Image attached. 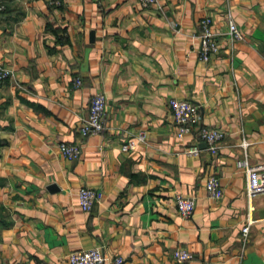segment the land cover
I'll return each instance as SVG.
<instances>
[{"label":"crops","instance_id":"crops-1","mask_svg":"<svg viewBox=\"0 0 264 264\" xmlns=\"http://www.w3.org/2000/svg\"><path fill=\"white\" fill-rule=\"evenodd\" d=\"M225 12L242 35L232 44ZM205 17L222 46L208 61L193 38ZM0 68V264H68L93 247L122 264H264V193L248 200L236 166L264 161V0H0ZM96 92L106 127L82 138ZM172 97L199 113L181 139ZM198 127L222 131L216 153H185ZM60 142L80 143L78 159ZM82 186L98 194L88 211ZM177 194L193 198L190 217ZM175 248L193 258L176 262Z\"/></svg>","mask_w":264,"mask_h":264},{"label":"built area","instance_id":"built-area-1","mask_svg":"<svg viewBox=\"0 0 264 264\" xmlns=\"http://www.w3.org/2000/svg\"><path fill=\"white\" fill-rule=\"evenodd\" d=\"M156 0H139L143 7ZM54 3H58L57 1ZM224 20L227 30L226 37L230 44L241 40L242 35L236 23L229 12H225ZM198 41L199 58L208 61L213 55L221 50L220 34L213 28L212 21L205 17L199 22V30L193 35ZM8 72L0 68V80L6 79ZM81 81L75 78L74 85L79 86ZM168 106L171 111L173 122L176 126V136L181 139L185 135L192 133L194 126L199 122V113L197 106L186 99L170 98ZM106 127V98L102 92H96L89 101L88 112L79 125V134L82 138L89 134H98L104 131ZM196 141L189 147L185 153L188 155H197L199 152L198 143L205 144L206 149L214 154L217 152L223 138V133L219 128L198 127L195 131ZM135 147L131 140L126 141L120 146L122 151H129ZM58 150L63 157L69 160L78 159L81 153L80 143L60 142ZM236 166L241 168L245 175L246 196L251 199L253 196L264 193V161L257 164H250L246 159L236 161ZM204 190L210 199H220L223 195L222 186L217 177L211 176L204 183ZM78 205L88 211L98 198L97 192L87 186H82L77 191ZM174 204L178 214L188 218L194 211V200L192 197H186L177 194L174 198ZM251 221L248 219L246 225L242 228V235L245 236L249 229ZM172 258L178 262H186L193 258V254L184 248H175L172 252ZM68 264H122L120 257L106 259L101 247H93L87 250H74L68 254Z\"/></svg>","mask_w":264,"mask_h":264},{"label":"water","instance_id":"water-1","mask_svg":"<svg viewBox=\"0 0 264 264\" xmlns=\"http://www.w3.org/2000/svg\"><path fill=\"white\" fill-rule=\"evenodd\" d=\"M204 144V143H203ZM205 145V144H204Z\"/></svg>","mask_w":264,"mask_h":264}]
</instances>
